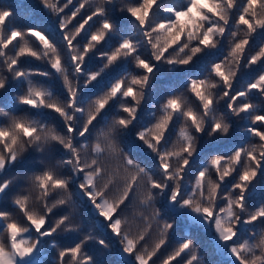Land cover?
Instances as JSON below:
<instances>
[{"label": "snow or ice", "instance_id": "snow-or-ice-1", "mask_svg": "<svg viewBox=\"0 0 264 264\" xmlns=\"http://www.w3.org/2000/svg\"><path fill=\"white\" fill-rule=\"evenodd\" d=\"M34 11L17 24L0 3V264H45L49 248L54 264H103L80 209L119 264H264V0H36ZM204 137L217 145L202 152Z\"/></svg>", "mask_w": 264, "mask_h": 264}, {"label": "trees", "instance_id": "trees-1", "mask_svg": "<svg viewBox=\"0 0 264 264\" xmlns=\"http://www.w3.org/2000/svg\"><path fill=\"white\" fill-rule=\"evenodd\" d=\"M0 3L12 5L16 9L17 16H16L15 22L17 24L27 23L28 17L36 15L34 11L36 0H0ZM223 51L226 53V46L224 47ZM31 67L43 68L44 65L41 64L40 62H33ZM161 69H162L161 74L156 81L158 95L164 94L167 91V89L164 88V85L170 83V79L165 71V66L162 65ZM241 83H244V81H242ZM215 92L217 95H220L222 92V89L218 88L215 90ZM254 102H258V101H254ZM150 107H151V103H146L144 105V109H145L144 122H147L148 110ZM217 107H218V112L224 111L225 110L224 101H220ZM178 127L179 126H177V130H178ZM242 132H243V126H241L240 122L237 121L236 126L234 127V130H233L232 136L239 137ZM172 139L175 140V136H173ZM230 140H231V137L229 138V141H225L224 144H229L230 146ZM253 142H255V140H253ZM200 144H201V151L206 152L210 147L214 148L217 145V141L209 140L207 137H204L201 139ZM223 146L224 145L221 144V147ZM136 154L142 160L150 159L147 153L137 152ZM77 220L78 222L82 221V224H83L81 235L85 233H91L94 237L93 241H90L88 245L86 246V251H88L91 254H94L97 257V259L103 262V264H119V261L122 259L117 256L114 245L111 246L109 249H104L96 243V240L100 238H104L105 240H109L111 238L108 236V233L105 232L102 228L97 227L93 224V222L89 218V214L86 209H80L79 215L77 216ZM181 227H183V224H181ZM261 227L262 225L257 224L256 231H259ZM191 232H192V235L196 238L197 243L200 245V254L202 258L207 261H213L214 259H216L215 257L212 256V249H211V245H210L208 237L202 231H200L199 229L195 227L191 229ZM174 235L175 236L180 235L179 228ZM72 239H73V236L64 234L60 238H58L57 242L60 244H66L70 242ZM170 250H171V247H169L168 249H163L162 255L166 254L167 251H170ZM43 259L45 261V264H54L55 250L51 248L46 250L43 254ZM221 259H226V258H221ZM157 264H159V261H157Z\"/></svg>", "mask_w": 264, "mask_h": 264}, {"label": "rangeland", "instance_id": "rangeland-1", "mask_svg": "<svg viewBox=\"0 0 264 264\" xmlns=\"http://www.w3.org/2000/svg\"><path fill=\"white\" fill-rule=\"evenodd\" d=\"M121 259H126V258H124V257H120Z\"/></svg>", "mask_w": 264, "mask_h": 264}]
</instances>
